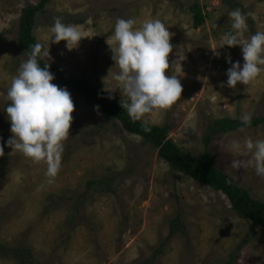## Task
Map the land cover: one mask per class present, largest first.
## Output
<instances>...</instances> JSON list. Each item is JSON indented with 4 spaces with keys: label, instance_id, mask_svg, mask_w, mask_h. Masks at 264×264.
I'll return each mask as SVG.
<instances>
[{
    "label": "rangeland",
    "instance_id": "rangeland-1",
    "mask_svg": "<svg viewBox=\"0 0 264 264\" xmlns=\"http://www.w3.org/2000/svg\"><path fill=\"white\" fill-rule=\"evenodd\" d=\"M234 1L251 19L246 20L245 37L264 32V0ZM38 3L0 0V244L30 248L39 264H226L247 239L236 254V264H264L263 227L241 220L222 193L172 172L142 138L128 134L119 123L106 124L95 105L69 89L73 121L52 183L44 175L46 162H34L7 146L12 134L3 111L6 92L27 58L18 45L19 21L25 8ZM196 3L206 16L200 28L194 27ZM229 12L224 0H51L37 15L34 35L49 51L45 57L49 65L89 80L121 103L127 97L109 75L115 62L107 39L115 21L135 18L138 27L150 19L161 20L173 45L166 74L177 75L183 91L170 108L154 110L145 119L151 126L168 125L170 139L197 157L204 152L202 139L209 121L240 120L242 115L264 118V65L248 85H226L231 66L227 57L244 63L240 47L218 49L223 34L233 31ZM57 17L80 31L83 39L77 47L52 41L51 26ZM246 137L264 140V124L214 139L210 152L221 171L264 201V177L252 167L230 166L231 160L241 157L229 142L238 140L243 147ZM106 177H119L114 194L87 188L88 182ZM179 211L182 232L156 255ZM0 264L18 263L2 259Z\"/></svg>",
    "mask_w": 264,
    "mask_h": 264
},
{
    "label": "clouds",
    "instance_id": "clouds-1",
    "mask_svg": "<svg viewBox=\"0 0 264 264\" xmlns=\"http://www.w3.org/2000/svg\"><path fill=\"white\" fill-rule=\"evenodd\" d=\"M228 16L233 31L223 34L222 47L218 49L238 46L242 51L243 64L233 63L230 56L227 57L231 66L226 72V85L235 88L237 84L248 85L261 73L264 32L245 37L246 15L240 9H234ZM136 23L131 17L116 19L107 44L113 53L114 67L119 71L112 73L113 67L109 75L111 73L127 97L121 99V108L130 118L142 121L148 131L150 121L145 119L146 115L170 108L181 97L183 88L177 75L166 74L170 67L168 57L173 51L168 27L159 19L147 20L138 27ZM51 32L54 43L65 41L68 48L70 44L77 47L83 39L76 26L65 24L60 17L55 18ZM42 47L37 42L27 51V58L19 65L7 89L8 103L3 111L12 134L7 146L34 162H46L44 175L47 182L52 183L59 171L63 141L69 136L74 103L66 87L53 83L55 76L50 72L49 64L46 62L41 66L39 61L49 57V51L42 52ZM240 122L238 131L243 133L245 126L251 123V117L242 115ZM228 147L241 157L231 160L233 169L252 167L257 176L264 177V140L246 137L243 147L238 140L229 142ZM0 152L3 153V146H0Z\"/></svg>",
    "mask_w": 264,
    "mask_h": 264
},
{
    "label": "trees",
    "instance_id": "trees-1",
    "mask_svg": "<svg viewBox=\"0 0 264 264\" xmlns=\"http://www.w3.org/2000/svg\"><path fill=\"white\" fill-rule=\"evenodd\" d=\"M50 1L39 0L37 5H30L23 10L18 28V45L22 52L27 54L31 46L38 42L34 35L36 18L38 14H42L46 10ZM224 3L230 11L240 9L246 15V20L251 22L248 12L240 3L234 0H224ZM192 12L194 14V27L200 28L205 24L206 16L199 3L192 6ZM43 51H45L44 46L42 47ZM39 62L41 66H44L46 63L45 57ZM49 66L50 72L55 76L53 83L62 88L66 87L76 93L77 96L83 97L87 102L96 107L98 106L106 124L119 123L128 134L142 138V144L157 151L159 158L170 166L172 172L183 174L198 183L209 186L216 192L222 193L227 197L232 210L241 220L264 228V201L254 198L249 190L237 185L231 177L221 171L215 161L216 157L210 152V145L214 139L238 131L241 126L238 118H222L209 121L202 139L204 152L197 157H190L170 139V127L168 125L159 127L148 124L150 130L146 131L142 121L130 118L128 113L121 108V103L109 99L105 92L95 88L89 80L74 78L63 73L56 66ZM263 124L264 118H254L251 119L249 125L245 126V130L255 129ZM118 179L119 177H106L100 180H92L88 182L87 188L90 191L99 192L101 190V192L114 194V183ZM183 227L182 214L179 211L176 217L170 221L168 237L157 248L155 254L158 255L172 237L182 232ZM247 242V239H245L230 254L226 264H236V254ZM2 259L12 260L18 264H39L30 248H13L0 244V260Z\"/></svg>",
    "mask_w": 264,
    "mask_h": 264
}]
</instances>
